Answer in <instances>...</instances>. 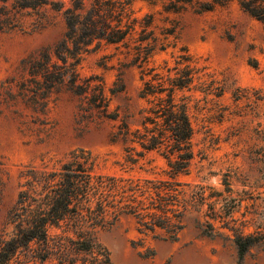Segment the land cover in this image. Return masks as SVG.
<instances>
[{"label": "trees", "instance_id": "1", "mask_svg": "<svg viewBox=\"0 0 264 264\" xmlns=\"http://www.w3.org/2000/svg\"><path fill=\"white\" fill-rule=\"evenodd\" d=\"M134 0H0V32H32L48 23L46 12L60 13L65 31L51 48L21 60L17 76L10 80L18 96L34 111L44 112L51 98L70 92L78 98L82 117L92 121L118 120L110 141L120 143L126 161L136 163L150 151L165 159L163 177H135L96 171V157L82 148L72 151L59 169L25 173L11 213L14 225L8 238L0 239V264H111L110 252L99 241L100 230L117 225L122 218L134 219L140 235L131 240L143 248V258L153 257L156 241L175 242L192 210L208 236L230 232L241 264L254 246L264 248V196L250 190L236 191L228 180L223 190L181 181L194 158L195 133L190 115V91L199 79L198 68L184 52L174 57L165 72L148 66L157 51L176 37V22L160 31L151 28L154 15L134 16ZM165 13L213 10L232 0H162ZM253 17L264 21V0H236ZM28 17L32 21L29 20ZM102 45H111L122 56L121 67L135 66L142 72L137 126L131 129L127 114L120 118L110 109L111 97L124 90L117 78L106 89L103 78H82L78 66L84 56ZM181 51H185L183 48ZM113 55H108L112 57ZM146 76H149L146 78ZM137 146L141 149L137 150ZM2 182L0 178V194ZM204 207H206L204 209ZM218 223V225H216ZM54 229V232H52Z\"/></svg>", "mask_w": 264, "mask_h": 264}, {"label": "rangeland", "instance_id": "2", "mask_svg": "<svg viewBox=\"0 0 264 264\" xmlns=\"http://www.w3.org/2000/svg\"><path fill=\"white\" fill-rule=\"evenodd\" d=\"M162 3L134 0L132 9L138 18L152 13L151 28L156 33L169 25L165 17L177 24L176 37L153 54L148 66L165 72V65L172 66L174 57L184 52L199 70L195 87L185 92L191 98L195 155L189 171L179 179L216 191L223 190L228 180L236 191L247 189L264 196V21L243 10L236 0L202 13L178 14L163 12ZM46 15L48 23L42 29L0 32V239L13 233L11 213L19 192L26 189L24 173L31 167L59 169L72 151L82 148L96 157L100 173L163 177L168 169L156 151L145 153L134 164L126 161L123 146L109 137L120 119L82 117L78 98L70 92L53 96L44 112L32 110L20 99L18 86L10 80L18 75L21 60L53 47L65 31L60 13L47 10ZM120 61L123 56L113 46L102 45L84 54L78 70L82 78L101 76L106 89L118 77L122 79L124 90L111 97L110 109H117L120 118L127 114L134 129L144 104L138 98L142 72L135 66L120 68ZM198 220L204 218L190 211L175 242L148 238L145 244L155 249L150 258L139 254L143 248L132 246L131 240L140 235L129 217L100 230L98 238L110 252L111 264H236L230 232L222 229L221 235H205ZM241 264H264V248L252 247Z\"/></svg>", "mask_w": 264, "mask_h": 264}]
</instances>
